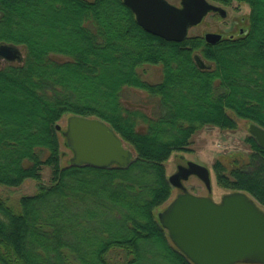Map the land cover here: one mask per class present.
<instances>
[{
    "label": "trees",
    "instance_id": "trees-1",
    "mask_svg": "<svg viewBox=\"0 0 264 264\" xmlns=\"http://www.w3.org/2000/svg\"><path fill=\"white\" fill-rule=\"evenodd\" d=\"M208 1L246 4L244 33L175 42L144 30L124 0H0V45L25 51L0 68V185L40 181L18 209L0 198V264H194L156 216L173 191L166 162L206 127L264 128V0ZM144 66H161L160 81L144 80ZM126 88L156 98L158 112L126 104ZM65 115L105 121L135 157L125 167L61 166ZM245 143L247 156L214 162L216 181L264 207V149ZM118 250L125 258L113 261Z\"/></svg>",
    "mask_w": 264,
    "mask_h": 264
},
{
    "label": "water",
    "instance_id": "water-1",
    "mask_svg": "<svg viewBox=\"0 0 264 264\" xmlns=\"http://www.w3.org/2000/svg\"><path fill=\"white\" fill-rule=\"evenodd\" d=\"M138 24L147 32L168 41L181 42L189 30L210 13L227 17V11L208 0H181L180 6L168 0H124ZM208 43L215 44L222 34L206 33ZM0 56L14 60L16 47L1 44ZM61 129V126H57ZM249 133L264 149V128L249 125ZM73 152L71 165L107 168L125 167L134 158L120 136L98 118L72 115L64 131ZM197 176L212 191L210 170L189 161L169 177L172 187L181 189L158 214L172 243L194 264H264V209L245 192H230L216 202L210 196L189 192L183 182Z\"/></svg>",
    "mask_w": 264,
    "mask_h": 264
},
{
    "label": "rangeland",
    "instance_id": "rangeland-1",
    "mask_svg": "<svg viewBox=\"0 0 264 264\" xmlns=\"http://www.w3.org/2000/svg\"><path fill=\"white\" fill-rule=\"evenodd\" d=\"M175 6L181 5V0H168ZM222 7V6H221ZM227 11V17L222 18L219 14L209 13L204 20L197 26L189 30V36H205L206 33H218L224 35H239V25L235 26V21L241 22L244 20L250 11L246 4H234L231 7H223ZM242 20V21H243ZM242 27H246L245 23H241ZM14 46V45H13ZM18 56L14 60H6L0 56V68L7 63L19 64L23 61L25 51L22 46H15ZM161 66H144L139 69V73L143 79L149 83L155 84L160 81L162 77ZM123 100L128 105L143 106L150 114L158 112V101L154 97H150L147 93L134 89L126 88L123 92ZM70 116L65 115L58 124L61 126V131L58 133L60 142V150L63 153L61 158V166L66 167L70 165V160L73 157V152L68 147L66 138L63 132L67 129V122ZM250 123L245 120H238V130L235 132L221 131L218 128L206 127L197 132L193 137V144L191 145L190 152L174 154L166 162V172L168 177L178 171L179 166H186L189 161L206 166L210 170L212 191L210 192L205 184L197 177L190 176L187 181H184V187L192 194L198 196H210L216 202L222 199V196L230 193L225 189L218 186L216 175L213 170L214 162L221 156H230L231 154H242L247 156L250 152L249 146L245 143V139L249 136ZM126 147L133 151V148L124 143ZM134 152V151H133ZM135 157V153H134ZM52 176L51 167H44L42 170L41 182L50 184ZM40 181L33 179L26 180L19 187H7L0 185V198L7 200L15 208H19V200L22 196L33 195L38 190ZM181 189L173 187L171 198L167 203L161 206L157 213L163 211L167 205L180 193ZM264 209V207L262 206ZM109 258L113 261H120L125 258L124 250L112 251ZM244 264V263H240Z\"/></svg>",
    "mask_w": 264,
    "mask_h": 264
},
{
    "label": "flooded vegetation",
    "instance_id": "flooded-vegetation-1",
    "mask_svg": "<svg viewBox=\"0 0 264 264\" xmlns=\"http://www.w3.org/2000/svg\"><path fill=\"white\" fill-rule=\"evenodd\" d=\"M210 13H214V12H210ZM234 24H235V26L239 25V26H238V27H239V31H240L239 33H240V34H243L245 30H244V28H243L242 26H240L241 23L238 22V21H235ZM231 36L233 37V36H235V35H231ZM249 136H251V134H249ZM251 137H252V136H251Z\"/></svg>",
    "mask_w": 264,
    "mask_h": 264
}]
</instances>
